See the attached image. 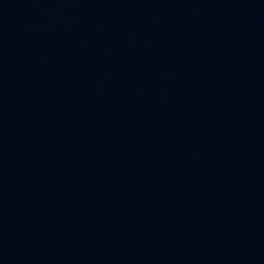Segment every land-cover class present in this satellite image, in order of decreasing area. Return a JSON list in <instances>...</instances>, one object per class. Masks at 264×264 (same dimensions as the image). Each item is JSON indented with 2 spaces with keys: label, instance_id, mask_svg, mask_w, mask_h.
I'll return each instance as SVG.
<instances>
[{
  "label": "water",
  "instance_id": "water-1",
  "mask_svg": "<svg viewBox=\"0 0 264 264\" xmlns=\"http://www.w3.org/2000/svg\"><path fill=\"white\" fill-rule=\"evenodd\" d=\"M0 264H264V0H0Z\"/></svg>",
  "mask_w": 264,
  "mask_h": 264
}]
</instances>
